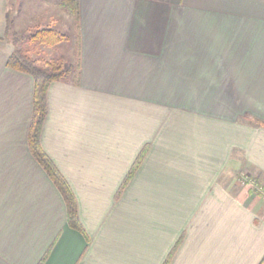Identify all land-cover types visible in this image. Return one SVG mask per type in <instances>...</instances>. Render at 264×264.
Wrapping results in <instances>:
<instances>
[{"label": "crops", "instance_id": "obj_1", "mask_svg": "<svg viewBox=\"0 0 264 264\" xmlns=\"http://www.w3.org/2000/svg\"><path fill=\"white\" fill-rule=\"evenodd\" d=\"M8 14L71 31L68 64L76 33L61 0H0V264H264V0H78L40 146L82 231L30 151Z\"/></svg>", "mask_w": 264, "mask_h": 264}, {"label": "trees", "instance_id": "obj_2", "mask_svg": "<svg viewBox=\"0 0 264 264\" xmlns=\"http://www.w3.org/2000/svg\"><path fill=\"white\" fill-rule=\"evenodd\" d=\"M61 5L69 10L74 18L76 33L73 62L68 64L62 57L46 60L40 56L42 49L57 46L67 39L66 36L47 29L29 30L22 34L14 33L11 30V20L8 14L6 34L8 40L14 46V50L7 60L6 67L32 77L34 93L33 116L28 137L29 148L32 156L46 172L60 193L66 207L68 226L82 231L74 194L40 146V135L47 112V92L49 86L52 83H66L69 81L77 84L80 76V41L77 32L78 0H61ZM142 157L143 154L137 158L132 172L138 166Z\"/></svg>", "mask_w": 264, "mask_h": 264}, {"label": "rangeland", "instance_id": "obj_3", "mask_svg": "<svg viewBox=\"0 0 264 264\" xmlns=\"http://www.w3.org/2000/svg\"><path fill=\"white\" fill-rule=\"evenodd\" d=\"M68 33V34H67ZM65 33L64 36H66V40L61 44V47L57 50L54 51L53 48H49V49H44V52H41L40 56L43 58H47V57H51V58H56V57H61L65 62L70 63L71 62V50H72V43H71V31ZM69 39V40H68ZM64 48V52L63 53H59L58 50H63Z\"/></svg>", "mask_w": 264, "mask_h": 264}]
</instances>
